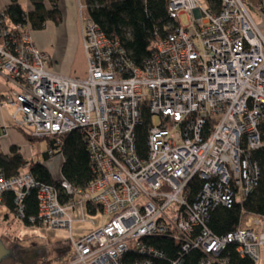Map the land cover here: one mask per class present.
I'll use <instances>...</instances> for the list:
<instances>
[{"label":"built area","instance_id":"1","mask_svg":"<svg viewBox=\"0 0 264 264\" xmlns=\"http://www.w3.org/2000/svg\"><path fill=\"white\" fill-rule=\"evenodd\" d=\"M250 5L264 17V0ZM168 6L177 27L142 66L120 39L82 18L86 78L56 74L30 25L7 29L1 12L0 75L13 88L0 92V107L14 108L15 127L32 138L80 130L87 140L94 179L86 190L61 174V155L53 184L28 171L7 177L0 168V204L13 193L23 220L35 192L30 224L71 233L73 251L62 264H124L128 253L137 256L132 264H155L158 238L198 251V264H264V210L243 206L264 180L254 158L264 152V32L242 0ZM84 9L80 3V15ZM146 111L143 154L137 128ZM193 179L202 182L195 195ZM235 205L243 207L239 224L226 235L212 232L210 212ZM92 207L109 217L99 227L86 218ZM89 222L94 229L75 239V224Z\"/></svg>","mask_w":264,"mask_h":264},{"label":"trees","instance_id":"2","mask_svg":"<svg viewBox=\"0 0 264 264\" xmlns=\"http://www.w3.org/2000/svg\"><path fill=\"white\" fill-rule=\"evenodd\" d=\"M51 8L48 9L45 0H31L33 11L27 13L19 0H11L3 11L4 26L15 30L17 26L30 25L32 31L43 30L48 21L60 24L62 20L58 8L59 0H47ZM211 4L214 0H208ZM249 6L251 12L252 0H242ZM169 0H82L87 10L88 18L92 19L101 31L109 38H118L129 54L130 59L142 66L144 61L152 55L161 39L166 38L176 27L177 22L171 16ZM1 17V12H0ZM150 125V115L146 111L143 124L137 128L138 148L143 154L146 150L147 130ZM22 132V131H21ZM23 133V132H22ZM26 139L35 143L38 140H47L49 150H55L54 155L49 150L43 154L44 162L28 163L17 146L11 147L9 155L0 151V168L7 177L30 172L38 181L45 184L55 183V179L47 168L46 163L55 156H63L61 174L78 189L86 190L93 181L94 175L90 168V155L84 133L74 130L59 137L36 139L23 133ZM57 143L61 145L58 150ZM254 158L259 161L264 172V152L256 153ZM202 182L193 179L190 190L197 192ZM10 212L17 215L15 195L6 193L2 202ZM25 223L30 224L28 218L38 213V201L35 192L25 199ZM244 209L250 213L260 214L264 210V180L259 183L257 191L244 203ZM242 206L231 208L220 206L210 212L207 226L217 235H226L240 222ZM97 207H92L91 214H97ZM31 225V224H30ZM153 246L162 256L156 259L155 264H198L200 253L196 250L183 252L179 246L169 239L158 238L152 241ZM233 251V249H231ZM137 257L133 253L125 256L124 264H132ZM236 259H238L236 257ZM47 264V263H46Z\"/></svg>","mask_w":264,"mask_h":264},{"label":"crops","instance_id":"3","mask_svg":"<svg viewBox=\"0 0 264 264\" xmlns=\"http://www.w3.org/2000/svg\"><path fill=\"white\" fill-rule=\"evenodd\" d=\"M10 2L11 0H0V12L4 11ZM19 2L27 13L33 11L34 7L31 0H19ZM81 2L82 0H59L58 8L62 16L60 24L48 21L43 30L32 31V39L35 45L50 56L52 70L56 74L73 78H86L88 75V62L83 48L81 32V19L83 18V13L80 15L79 10ZM252 3H256V0H252ZM45 4L48 9L51 8L47 0H45ZM252 14L264 32V17L254 9ZM76 59L79 60L82 71L70 73L71 63L74 65ZM12 88L11 83L0 75V92L4 93ZM13 113L14 108L12 107H0V129L3 130L0 135V151L9 155L11 147L17 146L29 164L38 162L33 149L34 143L29 142L24 134L15 127L12 119ZM61 158L58 155L46 163L53 176L59 173ZM8 211L10 212L5 205L0 204V223L2 220L8 219ZM6 233V230L2 229L0 225V238L2 240ZM58 264L60 263L58 262Z\"/></svg>","mask_w":264,"mask_h":264},{"label":"rangeland","instance_id":"4","mask_svg":"<svg viewBox=\"0 0 264 264\" xmlns=\"http://www.w3.org/2000/svg\"><path fill=\"white\" fill-rule=\"evenodd\" d=\"M87 17V10L84 9L83 18L86 19ZM180 20L183 26H187L188 17L186 14L181 15ZM81 71L79 60L76 59L74 65L71 63L70 73H79ZM158 123L159 118H155L154 124ZM33 149L37 161L43 163V154L49 150L48 141H36ZM8 216V219L2 220L0 225L7 232L3 237L4 244L14 250L15 257L4 264H58V262L62 264L65 261L64 259H69L73 249L71 233L68 230L30 225L9 211ZM86 218L89 221H95L97 223L96 227H99L100 224L109 219V217L103 216L101 212L95 215L86 213ZM2 219L4 218L2 217ZM92 229L94 227L91 222L86 224L77 223L74 226V238L78 239Z\"/></svg>","mask_w":264,"mask_h":264},{"label":"water","instance_id":"5","mask_svg":"<svg viewBox=\"0 0 264 264\" xmlns=\"http://www.w3.org/2000/svg\"><path fill=\"white\" fill-rule=\"evenodd\" d=\"M14 257V250L12 248H8L4 244V241L0 238V264H4L7 261L13 260Z\"/></svg>","mask_w":264,"mask_h":264}]
</instances>
